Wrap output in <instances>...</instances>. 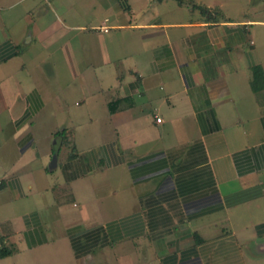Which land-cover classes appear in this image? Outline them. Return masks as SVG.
Listing matches in <instances>:
<instances>
[{
  "label": "crops",
  "instance_id": "0c3cea01",
  "mask_svg": "<svg viewBox=\"0 0 264 264\" xmlns=\"http://www.w3.org/2000/svg\"><path fill=\"white\" fill-rule=\"evenodd\" d=\"M53 1L0 0V264H264V8Z\"/></svg>",
  "mask_w": 264,
  "mask_h": 264
},
{
  "label": "rangeland",
  "instance_id": "374dc122",
  "mask_svg": "<svg viewBox=\"0 0 264 264\" xmlns=\"http://www.w3.org/2000/svg\"><path fill=\"white\" fill-rule=\"evenodd\" d=\"M65 1H67V2L69 1L71 3H74L72 0H64V2ZM90 1L91 0H83L82 1V3H83V7L81 8L82 12H83L82 15H83V17H85L86 22H88L90 20V18H92V24L98 23V22L102 21L104 19V17H106L108 14H112L111 11H106V10L102 9V7H105L104 5H102V7H100L98 5L97 9L93 15L91 13V10L86 9V7L90 5ZM113 1H115V0H113ZM133 1H135V0H129L128 2L132 4ZM214 1H221V0H214ZM222 1H224L226 4V10L229 9V11H227L226 14L230 15L231 17H234V18H245V17L251 16V15L254 16L253 14H255V13L253 12V8L255 6H257L259 9H261V7L264 8V0H258V1L248 0V2L251 3V5L253 6L252 9L249 8L250 4L246 3L247 0H222ZM103 2H110V0H97V4L98 3L103 4ZM119 2H124L126 4V0H119ZM53 3L54 4L57 3V0H54ZM141 3L143 5L142 1L140 3H139V1L137 2V4H139V5ZM253 4H255V6ZM232 8L234 9V11H231ZM255 16L260 17V18H264V12H260V13L257 12ZM82 22L84 23V21H82Z\"/></svg>",
  "mask_w": 264,
  "mask_h": 264
},
{
  "label": "trees",
  "instance_id": "16d2710c",
  "mask_svg": "<svg viewBox=\"0 0 264 264\" xmlns=\"http://www.w3.org/2000/svg\"><path fill=\"white\" fill-rule=\"evenodd\" d=\"M10 250H6L4 248H0V256H3L5 254H9Z\"/></svg>",
  "mask_w": 264,
  "mask_h": 264
},
{
  "label": "built area",
  "instance_id": "2783aa9c",
  "mask_svg": "<svg viewBox=\"0 0 264 264\" xmlns=\"http://www.w3.org/2000/svg\"><path fill=\"white\" fill-rule=\"evenodd\" d=\"M100 30H104V31H105V30H107V28L104 27V26H101V27H100ZM158 120H159V118H158Z\"/></svg>",
  "mask_w": 264,
  "mask_h": 264
}]
</instances>
